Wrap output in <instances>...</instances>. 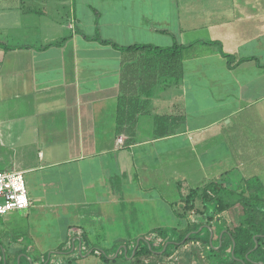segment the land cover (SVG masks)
<instances>
[{
    "label": "crops",
    "instance_id": "obj_1",
    "mask_svg": "<svg viewBox=\"0 0 264 264\" xmlns=\"http://www.w3.org/2000/svg\"><path fill=\"white\" fill-rule=\"evenodd\" d=\"M162 1L0 0V172L23 173L31 202L0 218V264L105 253L111 223L137 230L128 252L160 227L121 219L176 215L175 189L264 188V0ZM135 45L181 50L120 49ZM213 236L150 264H222Z\"/></svg>",
    "mask_w": 264,
    "mask_h": 264
},
{
    "label": "trees",
    "instance_id": "obj_2",
    "mask_svg": "<svg viewBox=\"0 0 264 264\" xmlns=\"http://www.w3.org/2000/svg\"><path fill=\"white\" fill-rule=\"evenodd\" d=\"M110 44V42H105ZM216 46L219 52L232 63L233 56L223 51L219 42L209 43ZM128 51H151L154 50L161 54L164 52L180 53L181 46L176 45L171 49H160L152 46L135 45L127 48H120ZM153 52V51H151ZM220 187V189H218ZM231 189V187H228ZM248 191L250 193H248ZM228 202V199H233ZM181 201L179 218L185 221L184 224L175 228L160 227L154 230L152 234L144 237L138 246L136 243L128 250L127 255L124 253L117 257L122 259L124 264H143L142 259L151 257L156 253H161L163 257L171 256L181 245L192 242H202L210 244V237L213 233L211 229L215 223L221 225L219 229V238L217 245L221 244L217 252L214 248L211 253L217 255L221 253L222 264H264V188L248 187L247 190H228L217 183L212 182L206 188H193L185 196L179 198ZM241 206V218L234 219L232 226H227L222 218L217 219V215L230 210L232 207ZM194 214L196 218H202L204 221L197 222L189 220L188 215ZM220 221V222H219ZM222 223V224H221ZM223 225H226L223 226ZM212 230V232L210 231ZM158 241V242H157ZM157 246V247H156ZM105 262L119 264L118 259H108L106 252L99 253ZM134 253V254H133ZM134 255V256H133ZM133 256V257H132ZM221 259L220 256H217ZM132 258V260H130ZM216 258V257H215Z\"/></svg>",
    "mask_w": 264,
    "mask_h": 264
},
{
    "label": "rangeland",
    "instance_id": "obj_3",
    "mask_svg": "<svg viewBox=\"0 0 264 264\" xmlns=\"http://www.w3.org/2000/svg\"><path fill=\"white\" fill-rule=\"evenodd\" d=\"M166 3H167L166 1L165 2H164V0L162 1V5H166ZM241 175L242 174H233V176L231 177V178H233V182L234 183L235 182H237V183L241 182L239 180V178L242 177ZM229 179H230V177L227 178L226 180H223L222 182H223V184L226 185L225 188H227L230 191L232 188L230 189L227 187V185L229 184V182H228ZM172 191H174V190L172 189L170 194H172ZM161 193L165 194L166 191L164 190V192H163L160 188H158V189L154 188L152 190L150 189V191L147 194L149 196H152L155 198L157 195L159 196ZM187 193L188 192H186V193L184 192V189H175V191H174L175 196H173V198L176 197L175 200L178 201L179 198H181L182 196H185ZM161 201L162 200H160V202ZM155 204H157V203H155ZM158 206L160 208V212H158V213H156L155 211H152V215H150L151 212L150 213H144L142 215V218H137L135 216H134L135 218H133V217H130L128 214L127 215L128 220H122L121 219V222L122 221L129 222L131 225H134V227L140 226L143 224L144 228H146L145 227L146 225L151 224V223H152V227H154V226L157 227V225H159V227H168V228L169 227H178L179 225L185 223V221H183L178 216V213L180 211L179 205H178V207H177V205H175V208H174V210H176V215H175V213H173V209L172 208L168 209V207H167V205H165V203L164 204L160 203ZM192 215H194V214H192ZM195 218H196V216H195ZM195 218L193 217V219H191V220H194ZM155 219H157V220H155ZM196 221L202 222L204 220L202 218H196ZM228 221H229V219H228ZM119 222H120V220H119ZM227 223L231 224L229 222H227ZM231 226L233 227L232 224H231ZM220 227H221L220 224L215 223V225L211 228L213 230V234H214L213 242L215 244H217V242H218ZM137 228H139V227H137ZM212 230H210V231L212 232ZM134 231H136V233H137V230H134V228H131V227L125 228L123 226V224H121V223L119 226L117 225V223H113V224L111 223L109 226V229H107L105 231H99L98 235H96V236L100 237L99 239H96L98 237L93 236V237H95L93 239H96V240H93L92 248L96 247L98 249L105 250L103 252H106L107 256L105 255L104 257H108L111 259L117 258L119 256V254L122 255L124 253V255H125V253H127V251H126L127 246L130 247V244H128V243H131L128 239L136 237L135 235L132 234ZM52 237H53V239H55L58 237V235H54V236L52 235ZM102 239H104L103 242L101 241ZM50 245L51 244H48V246H50ZM83 250L84 251L81 253L84 255L80 254L79 258L77 260L72 259L73 264H108L109 263V262L108 263L105 262V260H104L105 258L103 259L101 256L96 255L95 253L90 254L91 251H87L86 249H83ZM196 250L199 251L198 248H195V253H196ZM46 251H48V252H46ZM178 252L182 253L181 256L186 253L183 247H182V249L180 248V250ZM51 253H54V252H52V250H44L42 252H36L37 255H45V256H48V255L50 256ZM72 254H74V253L72 252L70 255H72ZM32 255L35 256V253H33ZM34 256H32V257H34ZM151 260H152V257H149L147 261H144V263L149 262L148 264H150ZM117 261L119 264L121 262H123L122 259H118ZM22 264H27V261L24 258H23Z\"/></svg>",
    "mask_w": 264,
    "mask_h": 264
},
{
    "label": "built area",
    "instance_id": "obj_4",
    "mask_svg": "<svg viewBox=\"0 0 264 264\" xmlns=\"http://www.w3.org/2000/svg\"><path fill=\"white\" fill-rule=\"evenodd\" d=\"M119 142L123 143V139ZM30 205L23 173L0 172V218L13 211L26 210Z\"/></svg>",
    "mask_w": 264,
    "mask_h": 264
}]
</instances>
